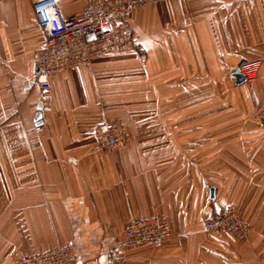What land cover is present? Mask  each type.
Wrapping results in <instances>:
<instances>
[{
  "label": "crops",
  "instance_id": "obj_1",
  "mask_svg": "<svg viewBox=\"0 0 264 264\" xmlns=\"http://www.w3.org/2000/svg\"><path fill=\"white\" fill-rule=\"evenodd\" d=\"M36 1L0 3V264L70 240L75 264H264V0H158L134 14L137 46L48 90L33 82ZM58 2L65 16L87 4ZM243 59L262 63L238 85ZM104 119L126 126V146L100 148ZM231 204L249 232H206ZM152 214L172 236L116 253L128 221Z\"/></svg>",
  "mask_w": 264,
  "mask_h": 264
},
{
  "label": "built area",
  "instance_id": "obj_2",
  "mask_svg": "<svg viewBox=\"0 0 264 264\" xmlns=\"http://www.w3.org/2000/svg\"><path fill=\"white\" fill-rule=\"evenodd\" d=\"M156 1L86 0V6L70 16L62 13L58 0L34 2L35 18L43 31L33 66L34 84L48 90L52 76L64 70L137 46L140 33L133 23L134 14ZM185 17L187 23L188 14ZM261 63V59H243L237 68L247 83H254L258 79ZM252 115L264 123V98L256 105ZM96 134L100 148L106 151L124 147L130 140L126 126L116 119H104L97 126ZM250 228L240 206L234 204L210 214L204 221L206 232L226 233L238 238L246 235ZM124 234L125 241L115 248L116 253L144 245L161 247L172 236V229L165 215L152 214L131 218L125 225ZM76 262L73 240L42 252L22 254L15 260V264Z\"/></svg>",
  "mask_w": 264,
  "mask_h": 264
},
{
  "label": "water",
  "instance_id": "obj_3",
  "mask_svg": "<svg viewBox=\"0 0 264 264\" xmlns=\"http://www.w3.org/2000/svg\"><path fill=\"white\" fill-rule=\"evenodd\" d=\"M232 76L235 78L236 84L240 85L246 82V78L243 75V73L240 72V70L238 68H236L233 72H232ZM41 117H42V112L38 111L35 117V121L37 122V124H41ZM212 195H213V189H212Z\"/></svg>",
  "mask_w": 264,
  "mask_h": 264
},
{
  "label": "rangeland",
  "instance_id": "obj_4",
  "mask_svg": "<svg viewBox=\"0 0 264 264\" xmlns=\"http://www.w3.org/2000/svg\"><path fill=\"white\" fill-rule=\"evenodd\" d=\"M190 18V16H188Z\"/></svg>",
  "mask_w": 264,
  "mask_h": 264
}]
</instances>
